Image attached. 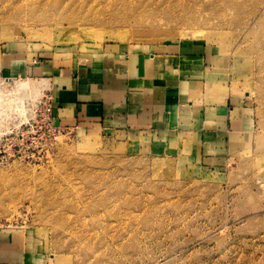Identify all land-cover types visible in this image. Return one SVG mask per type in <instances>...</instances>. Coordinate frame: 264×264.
Listing matches in <instances>:
<instances>
[{"label":"rangeland","instance_id":"1","mask_svg":"<svg viewBox=\"0 0 264 264\" xmlns=\"http://www.w3.org/2000/svg\"><path fill=\"white\" fill-rule=\"evenodd\" d=\"M171 1L0 0V230L24 236L38 264H264V0ZM165 41L213 46L216 66L249 92L251 135L224 162L194 165L96 132L48 151L44 135H12L46 94L4 69L14 52ZM11 94L24 96L26 118Z\"/></svg>","mask_w":264,"mask_h":264},{"label":"crops","instance_id":"2","mask_svg":"<svg viewBox=\"0 0 264 264\" xmlns=\"http://www.w3.org/2000/svg\"><path fill=\"white\" fill-rule=\"evenodd\" d=\"M22 54H11L4 69L41 80L53 124L76 136L112 135L153 155L212 166L251 135L249 92L216 66L208 43ZM0 264H38L37 254L21 234L0 230Z\"/></svg>","mask_w":264,"mask_h":264},{"label":"built area","instance_id":"3","mask_svg":"<svg viewBox=\"0 0 264 264\" xmlns=\"http://www.w3.org/2000/svg\"><path fill=\"white\" fill-rule=\"evenodd\" d=\"M53 108L52 97L46 93L37 103L34 111L32 122L26 127V132H13L12 135H44L42 146L48 145L58 140L62 135H73L74 133L68 128L57 127L52 122ZM0 153L2 150L0 149Z\"/></svg>","mask_w":264,"mask_h":264},{"label":"bare ground","instance_id":"4","mask_svg":"<svg viewBox=\"0 0 264 264\" xmlns=\"http://www.w3.org/2000/svg\"><path fill=\"white\" fill-rule=\"evenodd\" d=\"M29 0H12V2H10V3H7V4H4V6H11L12 7V5H13V7L15 8V9H17L18 7H20V6H23V5H26L27 4V2H28ZM175 4V3H177V4H187V5H189L188 3H186V0H173V1H171V4ZM44 5L45 4H47V3H43ZM49 4V3H48ZM169 4H170V2H169ZM232 5V4H231ZM236 5V7H240V4H235ZM173 7H174V5H172ZM188 7V9H189V6H185V8H187ZM191 7V6H190ZM172 8V7H171ZM173 9V8H172ZM171 9V10H172ZM171 10H170V12H171ZM170 16H173V17H175V16H177V13H174V12H172L171 14H170ZM197 31V30H196ZM200 33V32H199ZM196 36V35H195ZM221 55V54H220ZM42 83L41 82H37V84L36 85H34L32 88H33V90H34V95H36L37 93H40V91H39V89H41L42 88ZM20 89V88H19ZM12 91H15V90H12ZM16 92V91H15ZM17 93V92H16ZM19 93V92H18ZM21 94V93H20ZM20 94H18V95H20ZM41 94V93H40ZM39 94V95H40ZM12 96H11V100H12V106L13 107H15V108H17L18 110H19V113H20V115H21V117H22V119L23 118H26V116H27V114H28V109H27V107H26V103H25V101L21 98V97H18L16 94L15 95H13V94H11ZM22 95V94H21ZM37 96V95H36ZM22 99V100H21ZM18 100H21L22 101V104H19V103H17V101ZM27 101V100H26ZM19 102V101H18ZM28 106V105H27ZM30 108V107H29ZM94 137V136H93ZM96 137V136H95Z\"/></svg>","mask_w":264,"mask_h":264}]
</instances>
